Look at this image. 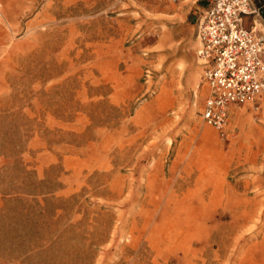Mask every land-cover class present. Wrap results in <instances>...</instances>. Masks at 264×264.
<instances>
[{"label":"rangeland","instance_id":"obj_1","mask_svg":"<svg viewBox=\"0 0 264 264\" xmlns=\"http://www.w3.org/2000/svg\"><path fill=\"white\" fill-rule=\"evenodd\" d=\"M205 2L0 0V264H264V110L202 120Z\"/></svg>","mask_w":264,"mask_h":264},{"label":"built area","instance_id":"obj_2","mask_svg":"<svg viewBox=\"0 0 264 264\" xmlns=\"http://www.w3.org/2000/svg\"><path fill=\"white\" fill-rule=\"evenodd\" d=\"M255 11L251 0H210L197 20L205 90L200 114L226 137L231 107L264 110V41L243 23Z\"/></svg>","mask_w":264,"mask_h":264},{"label":"crops","instance_id":"obj_3","mask_svg":"<svg viewBox=\"0 0 264 264\" xmlns=\"http://www.w3.org/2000/svg\"><path fill=\"white\" fill-rule=\"evenodd\" d=\"M209 1L210 0H206V2H205V5H204V7L199 11V13H198V18H199V16L202 14V12L204 11V9H205V7L207 6V4L209 3ZM251 3H252V5L254 6V5H256V4H259V5H262V6H264V0H251ZM198 20V19H197ZM250 22V16H244L243 17V23H244V25L246 26V27H250L249 26V23ZM261 31V30H260ZM255 32H256V34L258 35V36H261L262 38H263V41H264V32H259V30L258 31H256L255 30ZM198 48H199V45H198ZM198 50V49H197Z\"/></svg>","mask_w":264,"mask_h":264},{"label":"bare ground","instance_id":"obj_4","mask_svg":"<svg viewBox=\"0 0 264 264\" xmlns=\"http://www.w3.org/2000/svg\"><path fill=\"white\" fill-rule=\"evenodd\" d=\"M255 29H256V28H255ZM1 42H2V41H1ZM198 43H200V42H199V39H198Z\"/></svg>","mask_w":264,"mask_h":264}]
</instances>
